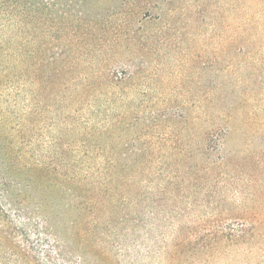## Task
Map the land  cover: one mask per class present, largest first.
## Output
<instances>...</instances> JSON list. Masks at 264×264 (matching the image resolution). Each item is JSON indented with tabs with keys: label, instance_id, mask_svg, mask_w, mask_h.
Masks as SVG:
<instances>
[{
	"label": "rangeland",
	"instance_id": "rangeland-1",
	"mask_svg": "<svg viewBox=\"0 0 264 264\" xmlns=\"http://www.w3.org/2000/svg\"><path fill=\"white\" fill-rule=\"evenodd\" d=\"M0 264H264V0H0Z\"/></svg>",
	"mask_w": 264,
	"mask_h": 264
}]
</instances>
